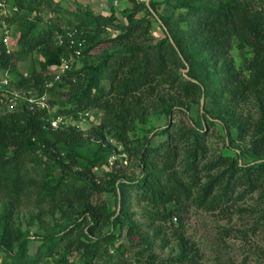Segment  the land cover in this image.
Returning <instances> with one entry per match:
<instances>
[{"label": "trees", "instance_id": "trees-1", "mask_svg": "<svg viewBox=\"0 0 264 264\" xmlns=\"http://www.w3.org/2000/svg\"><path fill=\"white\" fill-rule=\"evenodd\" d=\"M113 1L127 4L121 12L126 24L114 8L110 15L85 8L73 13L76 26L62 27L52 16L29 19L44 4L51 7V0H0L8 6L10 29L17 31L15 21L21 27L15 47L0 41V78L9 72L12 87L38 96L68 90L59 116L47 109L31 111L27 102L14 111L0 107V264H123L110 254L124 248L116 234L121 228L130 243L148 253L153 245L128 213L132 193L155 210L150 218L173 224L180 252L171 261L196 264L199 251L186 237L183 215L190 208L219 210L239 184L254 192L264 181V0ZM164 2L182 11L177 19L161 14ZM153 22L164 35L157 42H152ZM67 29L76 31L85 65L46 89L52 68L69 54L57 39ZM103 44L108 50L93 59L89 53ZM234 48L243 54L244 71L235 67ZM33 51L43 58L40 68L18 75L16 62ZM209 98L212 109L205 104L192 117L191 108ZM243 105H252L256 117L246 115ZM89 109L103 110L106 119L87 133L73 125L52 127L59 117L73 119ZM152 112L168 123L143 137L136 151L141 175L98 176L97 167L110 154L106 135L131 150L138 125L147 124ZM217 126L225 131L227 148L253 161L212 156L210 139L224 138L215 135ZM232 130L247 142L246 152L233 145ZM154 138L160 139L155 145ZM109 193L116 196L113 211L105 199ZM26 203L38 209L31 223L45 205L48 214L60 213L67 224L35 235L39 245L31 248L30 230H23L20 216ZM137 233L141 240L133 243ZM153 256L148 254V264H157Z\"/></svg>", "mask_w": 264, "mask_h": 264}, {"label": "rangeland", "instance_id": "rangeland-1", "mask_svg": "<svg viewBox=\"0 0 264 264\" xmlns=\"http://www.w3.org/2000/svg\"><path fill=\"white\" fill-rule=\"evenodd\" d=\"M53 3L51 7L46 4L41 6L40 15L35 11L29 15V19L33 20L37 15L43 17L44 20L48 18H57L62 27L69 26L72 23L76 26L79 22L75 14L80 9H90L96 13L103 15H110L111 9L114 8L119 21L126 24V19L122 16L121 12L127 6L125 3L115 2L113 0H51ZM148 1V0H146ZM162 2L165 0H156ZM214 1V0H211ZM60 9V13L56 10ZM159 10L164 16H173L174 19L178 18L181 10H176L170 3L164 2L159 7ZM8 17L5 21L8 25ZM17 31L13 32L10 29V45L16 46L17 40L20 36L21 27L18 22H14ZM10 28V27H9ZM114 34V33H113ZM152 42L161 40L164 35L156 22H153L152 29ZM108 50V45L103 44L94 50L89 55L96 59L102 53ZM231 57L234 61L235 67L240 70H245V62L243 54L236 48L231 51ZM85 57L80 58L73 68L82 69L85 65ZM43 61L41 54L37 51L25 55L21 60L16 62V72L18 75L28 76L32 67L40 68V63ZM185 72V71H184ZM52 73V70L51 72ZM245 74H247L245 72ZM18 81V77L16 78ZM68 90L58 89L54 93L47 94V107L49 114L52 116L62 115L60 111L64 110V103H66ZM212 109L213 104L211 98L207 101L201 100V105H194L191 108V116L196 117L199 109L203 108ZM242 111L246 115L256 117L255 109L252 105H243ZM65 114V113H63ZM60 118V117H59ZM65 119L64 117H62ZM68 119V125L76 126L80 131L85 133L90 129L98 127L106 119V114L100 109H89L78 114L72 120ZM71 122V123H70ZM168 120L161 114L152 112L149 116L148 123L145 125L139 124L135 142L129 148L125 147L121 142L110 134L106 135L105 146H110V154L106 162L99 165L96 169V174L104 177L107 173L123 175L126 178H138L141 171L138 165V153L136 152L142 142L144 136L151 135V132L156 127L166 126ZM213 129L215 135L220 133L224 138L212 137L210 139L211 155H218L222 153L224 156L240 158L237 153L226 147L228 138L222 127ZM108 131V130H107ZM233 145L238 146L241 151H247V142H241L235 130H232ZM225 139V140H224ZM160 139H152V144L155 145ZM96 140L94 141V143ZM93 143V142H92ZM122 154L126 155L127 162L122 159ZM111 155V156H110ZM113 157V158H112ZM113 161V165L111 164ZM240 161L251 162L253 158L250 156ZM108 207L113 211L117 208L115 194L109 193L105 195ZM128 213L131 215L132 222L137 225V230L140 234L148 237L152 248L148 253L142 252L143 246L139 244H132L129 242L128 232L126 228L119 229L116 234L120 235V243L124 245L121 254H118L115 249L110 250L114 261L123 260V264H148V254L152 253L157 264H177L172 262L171 259L179 254V247L177 241L172 237L173 224L160 222L154 218H150V214L155 210L146 202H142L137 198L136 194L132 193L129 201ZM20 216L22 221L23 230H30L32 237L30 247L34 248L39 245L33 237L35 235H48L54 231L63 229L67 221L61 217L60 213L48 214L46 211L47 206H42L43 214L40 218L35 217L31 223L30 216L38 213V209L34 204L29 205L26 203ZM183 225L186 230V237L199 251L196 264H264V181L257 186V190L251 192L245 185H238L235 192L231 196L229 203L219 210L208 211L190 208L183 215ZM64 223V224H62ZM161 229V236L156 235V231ZM138 234V233H137ZM141 236L138 234L133 238V243H139ZM120 245V244H118ZM72 260L79 263L80 257L74 254ZM119 257V258H118ZM1 259V255H0ZM122 264V263H121Z\"/></svg>", "mask_w": 264, "mask_h": 264}, {"label": "built area", "instance_id": "built-area-1", "mask_svg": "<svg viewBox=\"0 0 264 264\" xmlns=\"http://www.w3.org/2000/svg\"><path fill=\"white\" fill-rule=\"evenodd\" d=\"M17 11V9H15ZM40 15V13H39ZM9 16V9L5 3H0V41L6 45H10V28L6 24V17ZM76 31L67 29L64 34L58 35V43L65 46L69 50V54L61 59V62L52 68L51 78L46 82V89H51L60 82L69 71L72 70L76 62L82 57L81 50L77 48ZM13 78L9 72H4L0 78V107L2 111H14L19 103L27 102L29 109L35 111L36 108L46 109L47 95L38 96L32 91L25 89H17L12 87ZM72 120V118H70ZM68 119L62 117L52 121V127L69 126ZM71 123V122H70ZM74 126V125H73ZM122 159L127 162L126 155L122 154ZM113 158V157H112ZM113 165V161H111Z\"/></svg>", "mask_w": 264, "mask_h": 264}, {"label": "water", "instance_id": "water-1", "mask_svg": "<svg viewBox=\"0 0 264 264\" xmlns=\"http://www.w3.org/2000/svg\"><path fill=\"white\" fill-rule=\"evenodd\" d=\"M149 1V0H148ZM189 71V69L187 68L186 70H185V73H187Z\"/></svg>", "mask_w": 264, "mask_h": 264}]
</instances>
